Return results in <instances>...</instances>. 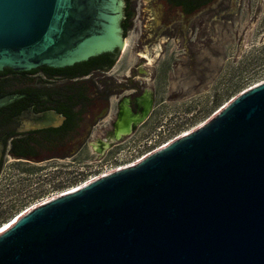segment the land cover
<instances>
[{
  "label": "water",
  "instance_id": "water-1",
  "mask_svg": "<svg viewBox=\"0 0 264 264\" xmlns=\"http://www.w3.org/2000/svg\"><path fill=\"white\" fill-rule=\"evenodd\" d=\"M250 1L0 0V174L5 152L68 160L126 90L92 144L103 159L154 95L215 73L223 32ZM0 264H264V81L27 212L0 234Z\"/></svg>",
  "mask_w": 264,
  "mask_h": 264
},
{
  "label": "rangeland",
  "instance_id": "rangeland-1",
  "mask_svg": "<svg viewBox=\"0 0 264 264\" xmlns=\"http://www.w3.org/2000/svg\"><path fill=\"white\" fill-rule=\"evenodd\" d=\"M263 81L264 0H251L232 15L223 32L215 73L196 83L167 88L154 95L153 109L149 112L148 107L146 119L132 132L131 138H125L123 145L113 144L103 159L92 145L97 140L91 139L80 155L68 160L49 161L41 167L29 164L18 171L4 168L0 180V225L31 204L55 197L98 172H106L109 164L129 162L183 131L198 128L231 99ZM127 99L124 96L121 102ZM101 164H105V170L99 169ZM13 169L17 168L13 166Z\"/></svg>",
  "mask_w": 264,
  "mask_h": 264
},
{
  "label": "flooded vegetation",
  "instance_id": "flooded-vegetation-1",
  "mask_svg": "<svg viewBox=\"0 0 264 264\" xmlns=\"http://www.w3.org/2000/svg\"><path fill=\"white\" fill-rule=\"evenodd\" d=\"M124 96H127V98H128L126 90H123V91L117 93L112 98V100L109 104L108 115H102L101 121L92 129L87 141L91 140V139H96V140L104 139L105 135L111 130V128L114 124L116 115H117L121 105L123 104V102H121V101L123 100ZM87 141L85 143L79 145L76 152L74 154L68 155V158L80 155L83 148H85L88 145ZM10 160L12 162H9ZM53 160H63V159H31V158L21 157V156H17V155H13V154H9V153L5 152L4 168H7L9 170H10V168H12V170L18 171V169L22 168V166L28 167V165L31 164V165H35L36 167H41V166H45L46 163H48L49 161H53ZM13 166H15L17 169H13ZM98 167H99V169H102V168H103V170L106 169L105 164H101ZM0 180H1V174H0ZM74 180H75V177H74ZM25 200H27V199H25Z\"/></svg>",
  "mask_w": 264,
  "mask_h": 264
},
{
  "label": "bare ground",
  "instance_id": "bare-ground-1",
  "mask_svg": "<svg viewBox=\"0 0 264 264\" xmlns=\"http://www.w3.org/2000/svg\"><path fill=\"white\" fill-rule=\"evenodd\" d=\"M147 109H148V107H145L146 112H147ZM221 109H222V108H221ZM218 112H219V111H218ZM218 112H217V113H218ZM217 113H216V114H217ZM189 132H190V131H183L181 134H179L178 136H175L173 139H171V140H169V141H166V142H163L162 145H160V146L157 147L156 149H154V150L150 151L149 153H147L146 156H147L148 154H151L152 152H155V151H157V150H160L161 148L167 146V145L169 144L168 142H170V141H172V140H176L177 138H180L181 136H185V135L188 134ZM166 143H168V144H166ZM144 157H145V155H144ZM144 157L142 156L140 159H138V161L136 160V162H139V161H140L141 159H143ZM136 162L130 163L129 165H131V164L133 165V164H135ZM129 165H128V166H129ZM93 180H95V179L86 180V181H84L83 183H81V184H79V185H77V186L73 185V186H71V187H69V188L63 190L62 192H59V194L56 195L55 197L53 196L52 198L45 199V200H42V201H40V202H37V203L31 204L30 206H28V207H26L25 209L21 210L20 212L16 213V214L14 215L13 218H11L10 220L4 222L3 225H0V234H1L2 232H4L5 230H7L9 227H11V226L15 223V221H18L23 215H25L27 212L31 211V210L34 209L35 207L39 206L40 204H42V203H44V202H47L48 200H51V199L56 198V197H58V196H61V195H63V194H66V193H68V192H73V191L77 190L78 188H80V187H82V186L88 184L89 182H92Z\"/></svg>",
  "mask_w": 264,
  "mask_h": 264
},
{
  "label": "built area",
  "instance_id": "built-area-1",
  "mask_svg": "<svg viewBox=\"0 0 264 264\" xmlns=\"http://www.w3.org/2000/svg\"><path fill=\"white\" fill-rule=\"evenodd\" d=\"M181 133H182V132H181ZM181 133H179V134H181ZM179 134H178V135H179ZM178 135H176V136H178ZM173 138H174V137H173ZM173 138H172V139H173ZM170 140H171V139H170ZM160 145H162V144H160ZM160 145H158L157 147H159ZM157 147H155L154 149H156ZM154 149H152V150H154ZM152 150H149V151H147V152H145V153H142V154H140L139 156H137L136 158H134L133 160H131V161H129V162H126V163H120V164H116V165H112V166H111V164H109V165H108V169H106V170H107L106 172H104V171L99 172V173H97V174H95V175L89 177L88 179H97V178L102 177V176H105L106 174H109V173H111V172H113V171H116V170H119V169H122V168L128 167V165H129L130 163L136 162V160L138 161V159H140L142 156L144 157V155L146 156V154L149 153V152L152 151ZM131 165H132V164H131ZM131 165H129V166H131ZM88 179H87V180H88ZM84 181H86V180H83V181L78 182L75 186H77V185L83 183Z\"/></svg>",
  "mask_w": 264,
  "mask_h": 264
}]
</instances>
